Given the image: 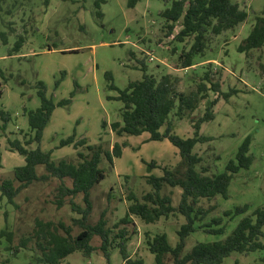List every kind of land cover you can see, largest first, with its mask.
<instances>
[{"label": "rangeland", "instance_id": "374dc122", "mask_svg": "<svg viewBox=\"0 0 264 264\" xmlns=\"http://www.w3.org/2000/svg\"><path fill=\"white\" fill-rule=\"evenodd\" d=\"M129 1L104 0L98 3L99 6L96 0H49L48 5L44 0H4L0 3V31L8 34L7 43L0 41V111L8 113L3 117L0 114V181L13 179V168L24 164V157L11 151L7 140H23L31 133L27 113L40 105L38 91L42 83L45 96L55 107L43 128L39 146L50 151L52 159L75 160L74 143L81 138L88 144L125 142L120 157L113 159L112 167L106 160L101 162L104 178L90 190L93 208L88 221L95 222L104 211L107 226H112L126 211L127 193L132 191L140 196L150 190L145 176L161 175L159 166H174L179 155L178 149L167 139L143 141L147 132L114 134L110 124L121 121L122 103L108 99V96H116L129 81L140 79L142 62L149 74L168 73L174 77L178 91L195 90L203 81L205 98L199 102L193 117L202 115L208 101L216 98L217 103L213 119L203 122L199 130L210 140L197 143L193 151L202 157L201 163L208 166L209 173H221L228 161L234 160L244 138L250 136L252 163L233 175L227 198L216 195L210 201H201L203 208L212 204L216 208L197 224L208 223L212 217L220 216L223 221L219 226L225 225V230L212 234L198 228L186 238L184 252H187L198 241L224 238L245 214L230 219L223 215L224 211L244 205L248 206L246 213L256 207L264 208V45L247 54L237 50L238 44L248 35L255 16L264 13V0H232L247 11L246 20L234 29L212 36L205 56L195 57V64L183 69L177 68L175 62L183 46L188 48L189 44L166 38L162 31L164 20L160 11L169 7L171 0H137L132 5ZM98 11L102 17H98ZM179 28L178 22L173 34ZM23 31H26L24 44L17 53L9 55L16 36L24 34ZM149 56L153 59L149 60ZM208 71L212 81L218 83L220 92L234 91L227 100L212 90L209 82L202 80L203 73ZM106 73L111 80L106 78ZM111 84L114 88H110ZM66 98H70L68 105H57ZM168 119L172 131L179 136L193 134L189 117L179 119L170 115ZM71 136L74 139L71 143L60 144ZM36 145L33 143L28 147ZM152 160L159 166L149 171L143 161ZM36 171L42 173L43 166L38 165ZM57 183L58 180L52 178L21 188L14 197L16 206L9 203L5 195L0 198V232L7 225V231L13 233L11 242L0 235V264H32L35 253L31 248L18 246V241L21 235L31 231L36 219L72 225L71 218L79 216L67 204L60 208L55 205ZM13 184L16 187L19 183L14 181ZM165 192L168 193L169 188ZM171 195L172 204L176 205L180 189L173 188ZM75 201L83 204L81 194ZM183 221L178 214L161 218L154 224H144L133 216L132 223L127 225L132 231L127 244L130 257L153 264L154 255L147 249L145 233H165L170 245L174 246L178 238L176 231ZM72 229L74 233L80 230L77 226ZM262 229L264 232V226ZM260 240L264 243V235ZM91 243L98 246L100 238L94 236ZM263 257L264 249L232 252L221 264H261ZM64 264L127 263L114 246L110 249L108 262L103 252L96 249L88 257L74 251L66 256ZM165 264L173 263L166 257Z\"/></svg>", "mask_w": 264, "mask_h": 264}, {"label": "trees", "instance_id": "16d2710c", "mask_svg": "<svg viewBox=\"0 0 264 264\" xmlns=\"http://www.w3.org/2000/svg\"><path fill=\"white\" fill-rule=\"evenodd\" d=\"M4 0H0V3ZM137 0H130L132 5ZM104 0H96V5ZM48 5L49 0H44ZM102 17L101 11L97 12ZM247 11L232 0H171L169 7L160 11L163 18V36L172 37V40L189 44L177 56L175 62L177 68H188L195 64L197 56L204 57L212 36L234 29L247 18ZM179 22V30L173 34L176 24ZM16 36L15 43L9 55L17 53L26 40L25 33ZM8 34L0 31V41L7 43ZM264 45V13L256 15L254 23L248 35L238 44L237 50L246 54L254 48ZM50 50V47L47 48ZM73 51V50H69ZM77 51V50H74ZM171 52H175L171 49ZM144 61V60H143ZM142 76L138 80L129 81L128 84L118 90L116 96H108V99H116L122 103L120 110L121 121L110 124L111 130L118 136L124 133L139 135L148 133L147 140L167 139L178 149L179 160L174 166H159L155 161H143L147 170L154 167L161 168V175L148 174L145 182L150 190L144 191L140 196L134 192L127 193V204L124 215L112 226H107L105 213L102 211L95 222H89L88 217L92 211L93 203L90 199L91 188L104 178V168L100 166L103 160L112 167L113 159L120 157L125 142H113L112 145L100 141L88 144L84 138L75 141L76 159L60 158L52 159L50 151H44L39 144L42 131L48 122L55 104L45 96L44 86L40 83L38 91L40 105L27 113L30 135H25L23 140L8 139L11 151H16L24 157V164L13 168V179L0 181V190L7 197L9 203L16 206L15 195L21 188L35 182H46L52 178L58 180L54 189L55 205L60 208L69 205L72 212L78 217L71 218L72 225H66L63 221H42L36 219L30 232L19 237L18 246L31 248L35 253L32 264H64L66 256L74 251H79L88 257L96 249H100L107 262L112 247L118 251L127 264H144L142 258L132 259L128 252L127 244L131 239L132 231L127 227L135 216L144 224H154L161 218L181 215L184 221L177 229V242L170 245L165 233L150 235L146 232V245L150 253L154 255L153 264H165L169 257L173 264H221L224 258L232 252L248 253L264 249V243L260 238L264 235V208L256 207L249 213L248 206L235 207L233 210L224 211L223 215L230 219L238 214L245 213L236 223L234 228L222 239L213 241H198L193 247L184 252L187 236L202 228L207 233H224L225 225H221L223 218L212 217L208 223L197 224L212 210L215 204L208 208L201 206L202 200L210 201L216 195L227 198L228 186L235 173L240 169H247L252 163L249 154L250 136H246L239 145L234 160H229L225 170L221 173L211 174L209 168L203 165L202 157L193 151L197 143L210 140L209 137L199 133L203 122L210 121L214 117V106L217 99L208 101L201 116L194 118L193 112L199 102L205 98V83H198L195 90L178 91L175 86V78L168 73L154 76L147 73L144 62L141 63ZM106 78L111 76L106 73ZM202 80L209 82L210 88L227 100L233 90L220 92L217 82H213L211 72H204ZM110 88H114L111 84ZM1 97V90H0ZM70 98L60 100L57 105H68ZM1 116L8 115L1 110ZM189 117L193 134L182 137L172 131V124L168 117ZM163 127V130L161 128ZM73 136L61 141V145L73 141ZM36 143L35 147H28ZM79 147V148H77ZM1 157V155H0ZM43 166V172L37 173L36 167ZM68 180L70 183L68 184ZM17 181L18 186H14ZM169 188V192L165 189ZM180 189L179 201L172 204V189ZM81 194L83 204L75 201V197ZM6 220V214H5ZM217 225L218 227H212ZM80 230L73 232L72 227ZM1 236L11 242L12 231H7V225L1 230ZM94 236L100 238V244L91 243ZM29 243L30 246H28ZM17 246V247H18ZM11 249V246H8ZM17 248L15 249V251ZM264 264V257L260 259ZM237 263V262H235ZM260 264V263H256Z\"/></svg>", "mask_w": 264, "mask_h": 264}, {"label": "crops", "instance_id": "0c3cea01", "mask_svg": "<svg viewBox=\"0 0 264 264\" xmlns=\"http://www.w3.org/2000/svg\"><path fill=\"white\" fill-rule=\"evenodd\" d=\"M69 51V50H68ZM211 59H206L205 61H210ZM0 90H1V86H0ZM1 95H2V90H1ZM113 132V131H112ZM114 133V132H113ZM30 133H28V135H29ZM115 134V133H114ZM147 138H148V136L143 140V141H147ZM142 141V142H143ZM32 145V144H31ZM33 148V147H32Z\"/></svg>", "mask_w": 264, "mask_h": 264}, {"label": "built area", "instance_id": "2783aa9c", "mask_svg": "<svg viewBox=\"0 0 264 264\" xmlns=\"http://www.w3.org/2000/svg\"><path fill=\"white\" fill-rule=\"evenodd\" d=\"M147 55H150V53H146ZM153 57L152 56H149V60H152Z\"/></svg>", "mask_w": 264, "mask_h": 264}]
</instances>
